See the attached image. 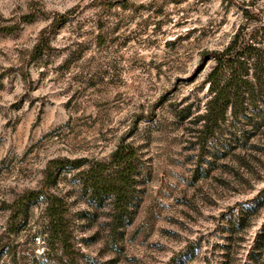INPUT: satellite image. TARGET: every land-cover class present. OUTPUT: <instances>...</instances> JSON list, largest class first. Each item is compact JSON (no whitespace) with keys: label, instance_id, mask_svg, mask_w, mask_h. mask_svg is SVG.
<instances>
[{"label":"rangeland","instance_id":"1","mask_svg":"<svg viewBox=\"0 0 264 264\" xmlns=\"http://www.w3.org/2000/svg\"><path fill=\"white\" fill-rule=\"evenodd\" d=\"M243 25L264 0H0V264H264V128L192 130ZM122 143L129 197H100L81 171Z\"/></svg>","mask_w":264,"mask_h":264},{"label":"trees","instance_id":"2","mask_svg":"<svg viewBox=\"0 0 264 264\" xmlns=\"http://www.w3.org/2000/svg\"><path fill=\"white\" fill-rule=\"evenodd\" d=\"M251 12L248 8L244 9L246 22H260L258 14ZM247 27L243 25L226 48L211 53L214 65L205 79L209 96L203 111L192 120L195 126H192V130L198 133V139H204L219 130L225 121H229L232 131L238 120H243L250 126L252 133L264 128V25L251 31ZM188 114L189 111L180 115L181 120L186 119ZM238 145L234 144L233 149ZM53 162L59 166L69 163L70 168H77L82 166L84 160L80 158L51 161ZM137 162L136 148L130 143H122L114 150L109 162L96 161L83 169L82 181L84 185L90 183L92 190L100 197L111 195L115 199L121 196L122 200L127 199ZM261 194L264 196V191ZM261 202L264 203V198ZM65 210L66 204L61 197L50 196L46 205L50 226L63 240L67 238Z\"/></svg>","mask_w":264,"mask_h":264}]
</instances>
